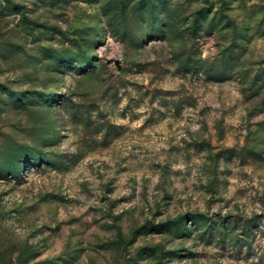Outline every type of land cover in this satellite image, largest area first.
I'll list each match as a JSON object with an SVG mask.
<instances>
[{"label": "rangeland", "instance_id": "1", "mask_svg": "<svg viewBox=\"0 0 264 264\" xmlns=\"http://www.w3.org/2000/svg\"><path fill=\"white\" fill-rule=\"evenodd\" d=\"M0 264H264V0H0Z\"/></svg>", "mask_w": 264, "mask_h": 264}]
</instances>
